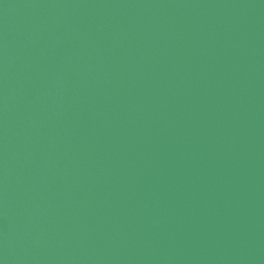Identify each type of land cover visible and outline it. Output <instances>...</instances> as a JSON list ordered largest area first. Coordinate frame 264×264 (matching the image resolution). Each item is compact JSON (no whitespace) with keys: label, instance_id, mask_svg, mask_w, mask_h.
Listing matches in <instances>:
<instances>
[{"label":"water","instance_id":"1","mask_svg":"<svg viewBox=\"0 0 264 264\" xmlns=\"http://www.w3.org/2000/svg\"><path fill=\"white\" fill-rule=\"evenodd\" d=\"M2 264H264V0H0Z\"/></svg>","mask_w":264,"mask_h":264},{"label":"snow or ice","instance_id":"2","mask_svg":"<svg viewBox=\"0 0 264 264\" xmlns=\"http://www.w3.org/2000/svg\"><path fill=\"white\" fill-rule=\"evenodd\" d=\"M0 264H2V262H0Z\"/></svg>","mask_w":264,"mask_h":264}]
</instances>
